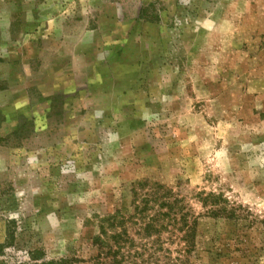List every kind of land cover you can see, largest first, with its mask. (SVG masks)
Segmentation results:
<instances>
[{"label": "rangeland", "instance_id": "374dc122", "mask_svg": "<svg viewBox=\"0 0 264 264\" xmlns=\"http://www.w3.org/2000/svg\"><path fill=\"white\" fill-rule=\"evenodd\" d=\"M107 216L121 264H264V0H0V264Z\"/></svg>", "mask_w": 264, "mask_h": 264}, {"label": "trees", "instance_id": "16d2710c", "mask_svg": "<svg viewBox=\"0 0 264 264\" xmlns=\"http://www.w3.org/2000/svg\"><path fill=\"white\" fill-rule=\"evenodd\" d=\"M219 211L220 209H216ZM216 210L214 211L215 213ZM113 216H107L101 221L100 225V235L96 237L95 242L97 245H99L100 251L98 254L91 259L92 264H121L124 262L128 257L125 256L122 252L123 244L122 239L120 235L113 234L109 235L108 228L106 227V224H110ZM12 223L15 225V220H12ZM113 226V225H112ZM153 227L150 225V223H145L143 228V234L147 235L146 233H150V229ZM15 242V230H11V228L8 226L6 230V237L4 242L0 243V253H4L5 248L12 246ZM154 244V242H152ZM150 249V247H149ZM157 248H155L156 250ZM185 252H188L187 249H185ZM42 253L39 250H30L28 251V261L27 262H21L20 264H72L74 260L68 259V258H61V259H43ZM90 261V260H89ZM178 262H181L182 260L180 257H176L174 259V264H178Z\"/></svg>", "mask_w": 264, "mask_h": 264}]
</instances>
